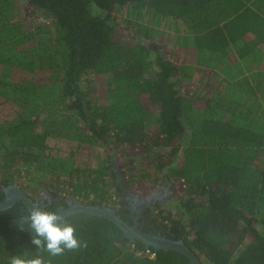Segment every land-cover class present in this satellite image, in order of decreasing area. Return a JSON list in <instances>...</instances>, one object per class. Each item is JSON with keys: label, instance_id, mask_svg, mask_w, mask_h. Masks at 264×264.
<instances>
[{"label": "trees", "instance_id": "obj_1", "mask_svg": "<svg viewBox=\"0 0 264 264\" xmlns=\"http://www.w3.org/2000/svg\"><path fill=\"white\" fill-rule=\"evenodd\" d=\"M22 2L0 0V185L49 188L43 209L57 211V178L86 204L119 206V177L142 192L180 182L142 231L181 240L200 264H264V0ZM122 7L176 25L184 45L167 46L169 33L133 42ZM202 52L218 69L190 65ZM25 212L20 202L0 211V264L36 251L16 227ZM65 221L86 246L43 253L52 264H189L103 218Z\"/></svg>", "mask_w": 264, "mask_h": 264}, {"label": "rangeland", "instance_id": "obj_2", "mask_svg": "<svg viewBox=\"0 0 264 264\" xmlns=\"http://www.w3.org/2000/svg\"><path fill=\"white\" fill-rule=\"evenodd\" d=\"M21 3H23L22 0H19L20 6H21ZM115 14L119 18L118 22H120L121 30L123 31L124 35L126 34L125 37L129 38L133 42H139L141 44H145V43L151 42V40L155 38L156 35H159V33H163V34L169 33L170 36L167 37L165 40V44H167V46L175 47L179 45H184L182 43H179L182 33L177 32L176 25H173L171 23L164 24L163 21L158 23L157 22L158 19L156 17L148 19V17H145L142 10L141 11L133 10L132 15L129 16L125 14V7H122V8L116 9ZM20 15L22 16L21 20L25 21L26 23L32 22L30 18H27L23 14H20ZM129 20H130V23H128ZM39 22H42V24H46V25L48 24V21L44 23L43 21H39ZM129 24L131 26H129ZM185 42H186L185 45H189L191 43L190 38L186 39ZM194 57L195 58L192 64L190 65H194L197 67H205L209 69H218V63L216 62L215 58L212 55L208 54L207 52H202L200 54L195 53ZM180 58L182 59L183 55H180ZM88 77L90 78V80L95 79L94 75H89ZM90 80H88L87 82L92 83V82H89ZM177 85H178V89L181 94H184L185 92L189 90L187 89L186 85L183 83L182 80H178ZM119 180L120 182H123L126 185L125 178L119 177ZM52 182H53V185L62 188L60 193L58 192L57 194L58 196H67L69 198L79 197L76 195L77 193L76 191H74V187L72 186V183L74 181L66 182L62 178H57V179H53ZM133 187L131 186V188L137 193L140 191ZM181 188H182V185L180 182H173L172 186L168 182L159 183V184L154 183L151 188L143 192L141 191V195L149 196L150 194H153V193L161 194L162 192H164V195L162 197V203H160L159 207L166 209L168 206L166 205V203H169V201L172 200L175 196L180 195ZM48 189L49 188H45L44 190H41L39 192L41 193L45 191L46 194H49V193L52 194L53 192L49 191Z\"/></svg>", "mask_w": 264, "mask_h": 264}, {"label": "clouds", "instance_id": "obj_3", "mask_svg": "<svg viewBox=\"0 0 264 264\" xmlns=\"http://www.w3.org/2000/svg\"><path fill=\"white\" fill-rule=\"evenodd\" d=\"M62 210L46 211L34 206L17 220L19 230L27 228L31 243L36 251H24L21 255L10 256L8 264H52L48 257H58L66 251H76L86 246L76 235V228L69 222H62Z\"/></svg>", "mask_w": 264, "mask_h": 264}, {"label": "water", "instance_id": "obj_4", "mask_svg": "<svg viewBox=\"0 0 264 264\" xmlns=\"http://www.w3.org/2000/svg\"><path fill=\"white\" fill-rule=\"evenodd\" d=\"M20 201L26 211L36 206L20 189L14 186L3 188V198L0 200V211L7 209L15 202ZM62 210V222L75 213H85L111 222L129 242L138 241L144 246L154 250L174 251L183 255L189 264H200L195 253L190 250L181 240L167 238L160 234H152L142 231L135 224L129 225L117 214L116 210L110 206L86 204L80 201L70 203Z\"/></svg>", "mask_w": 264, "mask_h": 264}, {"label": "flooded vegetation", "instance_id": "obj_5", "mask_svg": "<svg viewBox=\"0 0 264 264\" xmlns=\"http://www.w3.org/2000/svg\"><path fill=\"white\" fill-rule=\"evenodd\" d=\"M119 192H116L118 194L117 196V201L121 202L122 204L121 206H119V204H111V203H105L102 205L105 206H110L112 208H114L116 210V214L127 224L129 225H133L135 224L138 228L140 229H147L149 228V224H147L152 215L151 212L153 213L154 210V204H156L157 202L162 203V197L164 195V192H162L161 194H150L142 196L141 195V191H139L138 193L136 191H134L132 188H129L127 185H125L123 182L119 181ZM7 186H14L18 189H20L33 203L36 204V206H39L40 208L43 209L44 207V202L43 200H48L49 198L52 196L51 193L46 194V192H38L33 194L32 196L28 193H25L20 187L19 184H8V185H0V190L2 192V197L3 198V188L7 187ZM54 200H64L65 202V207L68 206L70 203H73L74 201H80L82 203H86V200H83L81 197L78 198H69L67 196H55L53 197ZM0 199V200H1ZM20 202V201H17ZM16 203V202H15ZM64 207V208H65ZM119 207L124 208L125 210H127V214L126 215H121L118 212ZM63 209V208H61ZM60 209V210H61ZM147 217V219L144 221L143 218ZM151 229H156L154 227H151ZM161 229V228H160ZM160 230H156L155 234H159ZM162 235V234H160ZM164 236V235H163Z\"/></svg>", "mask_w": 264, "mask_h": 264}]
</instances>
